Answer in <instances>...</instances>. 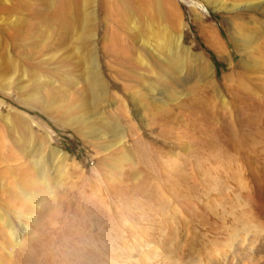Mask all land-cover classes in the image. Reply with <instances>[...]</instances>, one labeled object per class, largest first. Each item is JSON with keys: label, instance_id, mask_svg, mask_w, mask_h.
<instances>
[{"label": "rangeland", "instance_id": "rangeland-1", "mask_svg": "<svg viewBox=\"0 0 264 264\" xmlns=\"http://www.w3.org/2000/svg\"><path fill=\"white\" fill-rule=\"evenodd\" d=\"M179 34L210 69L159 74ZM41 179L91 218V264L219 262L264 222V0H0V264H49L56 221L30 249L8 236L27 238Z\"/></svg>", "mask_w": 264, "mask_h": 264}, {"label": "clouds", "instance_id": "clouds-1", "mask_svg": "<svg viewBox=\"0 0 264 264\" xmlns=\"http://www.w3.org/2000/svg\"><path fill=\"white\" fill-rule=\"evenodd\" d=\"M39 197L22 193L26 207L31 208L30 222L26 226L27 238H19L15 230H9L12 244L10 251L30 249L56 221V231L48 240L49 264H91V253L99 250L102 241L92 232L91 218L82 215H66L62 212L55 189L43 179L38 184ZM143 264H184L182 257L165 255L158 247L145 254Z\"/></svg>", "mask_w": 264, "mask_h": 264}, {"label": "bare ground", "instance_id": "bare-ground-1", "mask_svg": "<svg viewBox=\"0 0 264 264\" xmlns=\"http://www.w3.org/2000/svg\"><path fill=\"white\" fill-rule=\"evenodd\" d=\"M158 8L161 10V6H158ZM159 13L160 11L158 14ZM162 38L161 43H157L154 50L155 55L161 61V63L157 64V71L159 74H168L170 69H173L179 77H187V74L189 75L193 68L192 64V66L186 65V55L188 56V54L193 60L198 59L201 63V66H198L199 64L197 65V71L202 72V70H205L208 67L210 69L211 65L205 58L198 53H190L188 48L183 46L182 34L177 35V37L172 41L167 37ZM207 39L217 53H223V45L215 33L209 34ZM88 78L89 89L94 97L93 99L98 100L102 92L99 74L95 71L90 73ZM259 198L262 207L264 204L263 193L260 192ZM203 264L212 263L210 261L206 262L205 260ZM215 264H264V222L262 225H246L243 223L238 236H236L233 241L228 243L227 248H225V250L221 253L220 261Z\"/></svg>", "mask_w": 264, "mask_h": 264}]
</instances>
